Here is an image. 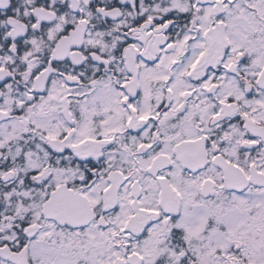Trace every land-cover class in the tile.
I'll return each mask as SVG.
<instances>
[{"label": "snow or ice", "instance_id": "6c2138e0", "mask_svg": "<svg viewBox=\"0 0 264 264\" xmlns=\"http://www.w3.org/2000/svg\"><path fill=\"white\" fill-rule=\"evenodd\" d=\"M0 264H264V0H0Z\"/></svg>", "mask_w": 264, "mask_h": 264}]
</instances>
